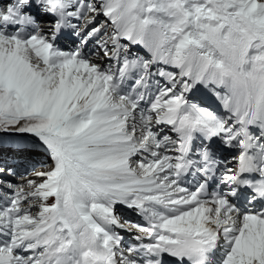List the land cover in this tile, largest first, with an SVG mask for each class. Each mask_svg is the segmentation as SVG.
I'll return each mask as SVG.
<instances>
[{
  "label": "snow or ice",
  "instance_id": "6c2138e0",
  "mask_svg": "<svg viewBox=\"0 0 264 264\" xmlns=\"http://www.w3.org/2000/svg\"><path fill=\"white\" fill-rule=\"evenodd\" d=\"M6 151L0 264H264V0H0Z\"/></svg>",
  "mask_w": 264,
  "mask_h": 264
},
{
  "label": "rangeland",
  "instance_id": "374dc122",
  "mask_svg": "<svg viewBox=\"0 0 264 264\" xmlns=\"http://www.w3.org/2000/svg\"><path fill=\"white\" fill-rule=\"evenodd\" d=\"M7 162H10V159H8V160H6ZM0 167H2L1 165H0ZM8 167H10V166H8ZM38 169H42V170H47V168H43V167H38L37 169H35V170H38ZM5 173H6V171H5ZM4 173V174H5ZM22 179V177H17L16 179H13V181L15 182V181H19V180H21Z\"/></svg>",
  "mask_w": 264,
  "mask_h": 264
},
{
  "label": "bare ground",
  "instance_id": "6f19581e",
  "mask_svg": "<svg viewBox=\"0 0 264 264\" xmlns=\"http://www.w3.org/2000/svg\"><path fill=\"white\" fill-rule=\"evenodd\" d=\"M36 171H44V170H42V169H38V170H36Z\"/></svg>",
  "mask_w": 264,
  "mask_h": 264
}]
</instances>
